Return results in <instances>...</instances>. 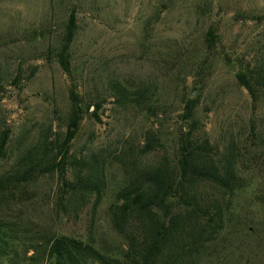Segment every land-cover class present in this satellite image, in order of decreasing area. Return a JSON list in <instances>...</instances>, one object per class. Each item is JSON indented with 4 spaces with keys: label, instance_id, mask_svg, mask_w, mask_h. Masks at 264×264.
Segmentation results:
<instances>
[{
    "label": "rangeland",
    "instance_id": "1",
    "mask_svg": "<svg viewBox=\"0 0 264 264\" xmlns=\"http://www.w3.org/2000/svg\"><path fill=\"white\" fill-rule=\"evenodd\" d=\"M70 10L67 76L55 54ZM263 62L264 0H0V132L8 131L0 176L44 133L62 139L69 85L83 111L65 176L71 179L73 158L92 154L104 163L99 199L80 208L58 199L56 171L1 184L0 217L17 224V248L0 264H44L38 243L53 234L122 252L125 238L107 207L125 171L134 159L136 168L174 166L178 138L189 130L207 138L212 158L234 143L238 187L221 200V230L183 264H264V88L252 95L236 80ZM114 84L142 93L138 105L117 103ZM188 100L194 121L184 127ZM147 133L158 145L140 154ZM198 189L210 192L207 184Z\"/></svg>",
    "mask_w": 264,
    "mask_h": 264
},
{
    "label": "trees",
    "instance_id": "2",
    "mask_svg": "<svg viewBox=\"0 0 264 264\" xmlns=\"http://www.w3.org/2000/svg\"><path fill=\"white\" fill-rule=\"evenodd\" d=\"M74 21V12L70 10L55 54L59 67L67 76L70 74L67 50L75 30ZM205 39L206 42L211 41L210 30L206 31ZM236 80L252 95L253 89L264 88V62L249 75L238 73ZM112 87L114 100L119 104L138 105L143 95L125 91L118 84ZM67 96L69 121L62 139L49 141L45 133L41 135L35 144L18 157L13 172L0 176V185L13 181L22 184L37 174L56 171L60 183L58 199L67 198L71 200V205L77 204L75 208H80L90 197H93L94 203L99 199L104 185V163L92 154L88 160L73 158L70 161L74 165L71 179L65 176L68 143L83 111L73 85L68 86ZM89 107L86 105V110ZM97 108L93 104V109ZM192 110V101L188 100L182 114L184 127H190L194 121ZM7 133V129L0 132V158L4 156ZM157 139L147 133L139 153L153 150L158 145ZM211 147L207 138H192L189 130L178 138L174 166L160 161L154 166L136 168L135 159L131 162L133 168L125 171L122 184L107 207L113 230L125 238L122 252H102L90 243L63 234H53L38 243L42 262L183 264L221 230L224 208L221 200L231 196L238 187V150L234 143L223 146L215 158L211 157ZM200 184L208 185L210 192L207 195L200 193ZM16 225L0 217V258L16 251Z\"/></svg>",
    "mask_w": 264,
    "mask_h": 264
}]
</instances>
